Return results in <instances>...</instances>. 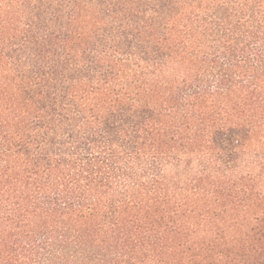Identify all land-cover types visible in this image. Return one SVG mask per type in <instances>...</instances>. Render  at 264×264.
Wrapping results in <instances>:
<instances>
[{
	"label": "trees",
	"instance_id": "16d2710c",
	"mask_svg": "<svg viewBox=\"0 0 264 264\" xmlns=\"http://www.w3.org/2000/svg\"><path fill=\"white\" fill-rule=\"evenodd\" d=\"M0 264H264V0H0Z\"/></svg>",
	"mask_w": 264,
	"mask_h": 264
}]
</instances>
